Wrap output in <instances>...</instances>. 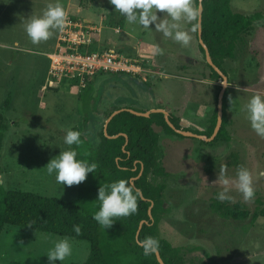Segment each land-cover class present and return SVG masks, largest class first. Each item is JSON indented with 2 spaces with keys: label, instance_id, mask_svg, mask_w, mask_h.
<instances>
[{
  "label": "rangeland",
  "instance_id": "rangeland-1",
  "mask_svg": "<svg viewBox=\"0 0 264 264\" xmlns=\"http://www.w3.org/2000/svg\"><path fill=\"white\" fill-rule=\"evenodd\" d=\"M49 2L54 0H0V125L4 126L0 179L5 189L73 199L77 184L58 183L45 165L60 150L71 147L63 143L68 127L77 128L96 146L107 114L123 103L137 100L136 109H145L154 101L178 118L181 129L206 128L222 80L210 76L197 33L192 34L189 46L182 47L150 29L154 28L151 24L145 29L128 23L108 0H59L66 20L98 26L99 32L93 34L98 49L113 48L135 68L116 73L100 70L92 76L91 119L84 124L81 91L64 80L46 84V53L57 45L60 30L32 44L23 29L25 19L41 14ZM230 6L244 14L262 13L240 35L233 57L221 63L227 76L230 140L203 144L199 137L168 134L152 124L158 134L157 164L166 173L155 176L150 172L146 177L152 184H164L156 233L180 248L183 264H264V216L260 213L264 209V138L250 128L241 111L254 92L264 94V0H230ZM238 166L251 173L253 198L244 201L232 187V202L217 200L222 188L214 182L219 169L234 177ZM234 208L246 212L245 217L234 218ZM64 237L5 225L0 233V264H49L47 250ZM67 238L72 253L55 264H84L89 242Z\"/></svg>",
  "mask_w": 264,
  "mask_h": 264
},
{
  "label": "trees",
  "instance_id": "trees-1",
  "mask_svg": "<svg viewBox=\"0 0 264 264\" xmlns=\"http://www.w3.org/2000/svg\"><path fill=\"white\" fill-rule=\"evenodd\" d=\"M261 17L262 13L258 10L248 14L233 11L230 0H202L201 37L212 61L223 73L225 72L221 67L222 61L233 57L240 35L251 29L254 21ZM95 47L94 42L89 50L92 51ZM199 48L204 54L200 44ZM206 65L213 79H221L210 65ZM218 88L220 89V85ZM92 92L93 84L89 80L79 94L84 124L91 119ZM217 93L214 94L215 100ZM226 95L225 89L221 127L213 140H199L203 144H212L217 140L227 142L231 138L226 130ZM215 119L216 107L208 118L206 128L192 131L209 136ZM169 120L176 128H180L176 116L169 114ZM154 123L162 126L168 134L184 137L168 126L161 112L139 116L127 110L116 113L107 122V134H118L117 136L105 137L102 128L98 144L93 146L81 134V143L72 145L71 148L75 149L77 159L94 162L97 167L95 172H89L86 179L77 184L76 196L71 200L64 201L29 191L5 189L0 185V233L5 225H17L35 231L87 240L89 253L84 264H159L154 254L143 255L135 239L138 229V241L148 235L159 240L158 251L165 264H183L180 248L172 246L156 233V226L163 211L160 193L164 184H152L146 177L150 172L155 176L166 173L157 164L158 134L152 127ZM3 130L4 126L0 125V137ZM120 133H124L126 138ZM121 178L126 179L134 188L140 189L143 198L138 199L135 214L117 218L110 227L103 229L92 218V214L99 207V202L95 199L98 188ZM260 213L264 216V209ZM231 215L234 218H243L246 212L234 208ZM74 224L80 226L79 234L73 232Z\"/></svg>",
  "mask_w": 264,
  "mask_h": 264
},
{
  "label": "clouds",
  "instance_id": "clouds-1",
  "mask_svg": "<svg viewBox=\"0 0 264 264\" xmlns=\"http://www.w3.org/2000/svg\"><path fill=\"white\" fill-rule=\"evenodd\" d=\"M128 23L139 25L149 29L153 25L156 32L165 38H171L182 47L190 45L192 34L201 31L202 0H108ZM162 12L158 16L157 12ZM67 13L59 0L49 2L39 15L28 16L23 22V29L32 44L46 41L52 35V30H60L65 27ZM184 25H188L187 28ZM159 53V47L154 49ZM166 77V73H160ZM227 84V82H223ZM232 102L231 97L229 98ZM250 128L257 136L264 138V94L254 92L242 105ZM219 119V116H218ZM63 143L68 146L81 143V133L71 127L64 129ZM74 148L60 150L59 154L52 157L46 166L49 175L63 185L71 186L79 184L86 179L89 172H95L97 165L94 162L77 159ZM222 186L216 193L219 201H233L230 188L234 187L244 201L254 196L252 176L246 167L238 166L235 176L225 175V169L221 167L214 181ZM3 180L0 179V185ZM142 197L140 189L134 188L126 179H117L98 188L96 200L99 202L98 210L92 214L99 226L103 229L110 227L117 218L128 217L137 211V201ZM30 224V223H29ZM73 232L79 234L80 226L74 224ZM143 255L155 254L159 249V240L151 235L145 236L138 242ZM72 253V244L67 237L52 242L46 256L49 264L64 261Z\"/></svg>",
  "mask_w": 264,
  "mask_h": 264
},
{
  "label": "built area",
  "instance_id": "built-area-1",
  "mask_svg": "<svg viewBox=\"0 0 264 264\" xmlns=\"http://www.w3.org/2000/svg\"><path fill=\"white\" fill-rule=\"evenodd\" d=\"M99 32L98 26L79 21L66 20L60 29L58 43L46 56L49 70L46 84L61 81L72 82L79 91L86 86L92 76L100 70L129 71L135 68L122 58L113 48L94 50L89 47L95 42L93 34Z\"/></svg>",
  "mask_w": 264,
  "mask_h": 264
},
{
  "label": "water",
  "instance_id": "water-1",
  "mask_svg": "<svg viewBox=\"0 0 264 264\" xmlns=\"http://www.w3.org/2000/svg\"><path fill=\"white\" fill-rule=\"evenodd\" d=\"M201 18H202V16H201ZM197 39H198V43L203 48L204 58H205L206 63L208 65H210L213 68V70L216 71L219 74V76H220V78L222 80V82L220 84V89H219V91L217 93V97H216V119H215V124L213 126V129H212V132L210 133V135L209 136H205V135H202V134H196L192 130H189V129L176 128L174 126V124L169 120L168 112L165 109H163V108H153V109H150V110L138 111V110H134V109H132L130 107H120V108H117V109H114L113 111H111L110 114L106 117V119H105V121L103 123V133H104L105 137H107V138L108 137H115V136L118 135V134H115V135H108L107 134V132H106L107 122L116 113H118V112H120L122 110H127V111L132 112V113H134L136 115H139V116H148L149 113H151V112H161L163 114L165 122L176 133L181 134L182 136L199 137V138H201L204 141H211V140L214 139V137L216 136L217 132L219 131V129L221 127V123H222L223 94H224V90H225V86H226V84H224L223 82H225V81L227 82V76L212 61L211 56H210L209 51H208V48H207L206 44L203 42V40H202L201 31L199 33H197ZM218 116H219V119H218ZM120 134H122L125 137L124 133H120ZM130 181L132 182V180H130ZM141 198H143V197H141ZM141 223H142V221L140 222V224ZM140 224H139V226H140ZM137 235H138V229L136 230V233H135V239H136L137 242H139L138 239H137ZM154 255H155V258H156V260H157V262L159 264H165L164 261L162 260L161 256H160V254H159V251H157Z\"/></svg>",
  "mask_w": 264,
  "mask_h": 264
},
{
  "label": "crops",
  "instance_id": "crops-1",
  "mask_svg": "<svg viewBox=\"0 0 264 264\" xmlns=\"http://www.w3.org/2000/svg\"><path fill=\"white\" fill-rule=\"evenodd\" d=\"M132 102H134V103H129V104L128 103H123L120 107H130V108H132L134 110H138V111H145V110H150V109H153V108H160V106H159L160 104H155V102L153 101V103H151L150 107H148V108L136 109L137 107L135 105H138V101L137 100H133ZM131 104H134L135 107H133V105H131ZM120 107H118V108H120Z\"/></svg>",
  "mask_w": 264,
  "mask_h": 264
}]
</instances>
